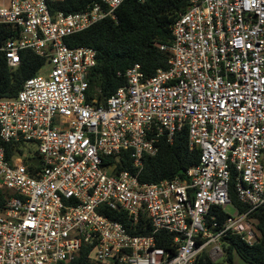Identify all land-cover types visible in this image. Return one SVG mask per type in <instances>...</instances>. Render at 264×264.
<instances>
[{
	"label": "built area",
	"instance_id": "built-area-1",
	"mask_svg": "<svg viewBox=\"0 0 264 264\" xmlns=\"http://www.w3.org/2000/svg\"><path fill=\"white\" fill-rule=\"evenodd\" d=\"M51 1L0 5V24L18 31L0 46L8 68L23 49L50 65L15 97L0 98V139L33 143L41 158L32 176L24 152L8 159L0 147V186L11 193L0 210V264H194L208 247L210 259L221 257L227 236L256 243L250 215L264 209V0H189L171 25V43L158 45L170 52L167 67L146 77L133 64L105 104L87 100L95 49L66 38L116 22L124 0L68 14L52 13ZM183 127L199 162L184 179L140 182L144 156ZM122 152L135 173L103 166V156ZM232 174L245 210L231 202ZM112 209L131 226L108 217ZM160 232L173 235L167 248L156 244Z\"/></svg>",
	"mask_w": 264,
	"mask_h": 264
},
{
	"label": "trees",
	"instance_id": "trees-1",
	"mask_svg": "<svg viewBox=\"0 0 264 264\" xmlns=\"http://www.w3.org/2000/svg\"><path fill=\"white\" fill-rule=\"evenodd\" d=\"M100 0H55L51 1V12L61 11L65 14L83 10L87 4ZM189 0H124L117 9V21L101 20L87 29L66 38L71 47L88 46L96 51V63L89 74L87 100H95L96 104H105L106 99L114 91L126 84L125 71L138 63L146 77L152 76L158 68H166L170 52L162 50L158 45L170 44L172 41L171 25L179 13L183 12ZM18 35V31L9 25L0 24V46L9 38ZM46 58L31 49L20 51V62L11 70L8 68L4 53L0 50V98H13L17 95L26 79L36 75L45 65ZM23 142L6 143L0 139V147L5 157L10 159L14 154L23 153ZM103 166L115 165V172L136 170L127 152L117 158L103 156ZM23 162L30 175L41 169V158L37 150L25 156ZM199 162V150H190L187 140V127L177 131L172 142L161 138L155 155H145L143 167L137 172L142 183H157L174 177L184 179L186 171ZM232 174L230 184L231 202L245 210L246 207L238 199L233 185ZM11 193L0 186V210L7 206ZM113 220L120 221L124 226H131L127 214L112 209L106 213ZM222 212L219 217L223 218ZM256 220V228L260 233L259 240L248 245L239 236H227L222 242L221 260H212L204 251L198 254L194 264H233L231 255L235 251L248 264H264V209L251 213ZM133 233L149 234L145 230L134 229ZM173 235L157 233L156 244L167 248Z\"/></svg>",
	"mask_w": 264,
	"mask_h": 264
},
{
	"label": "rangeland",
	"instance_id": "rangeland-1",
	"mask_svg": "<svg viewBox=\"0 0 264 264\" xmlns=\"http://www.w3.org/2000/svg\"><path fill=\"white\" fill-rule=\"evenodd\" d=\"M7 0H0V5L5 3ZM50 71V65L45 63V65L38 71L39 75L45 76ZM23 152L25 156L31 155L37 148L36 145L30 142H25L22 146ZM227 210L231 212V208L227 207ZM210 247L206 248L205 252L209 254ZM222 257H219L217 260H221ZM232 263L233 264H248L246 263L235 251L232 252L231 255Z\"/></svg>",
	"mask_w": 264,
	"mask_h": 264
},
{
	"label": "crops",
	"instance_id": "crops-1",
	"mask_svg": "<svg viewBox=\"0 0 264 264\" xmlns=\"http://www.w3.org/2000/svg\"><path fill=\"white\" fill-rule=\"evenodd\" d=\"M6 2V1H5Z\"/></svg>",
	"mask_w": 264,
	"mask_h": 264
}]
</instances>
